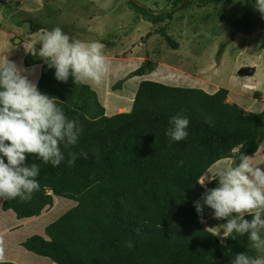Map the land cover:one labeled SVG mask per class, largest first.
Wrapping results in <instances>:
<instances>
[{
	"label": "trees",
	"instance_id": "1",
	"mask_svg": "<svg viewBox=\"0 0 264 264\" xmlns=\"http://www.w3.org/2000/svg\"><path fill=\"white\" fill-rule=\"evenodd\" d=\"M128 4L138 6L132 0ZM169 5V11L139 9L142 19L157 27L154 33L165 47L177 51L179 44L167 31L174 15L191 4L166 0ZM22 24L31 35L56 27L30 18L18 26ZM150 37L151 33L145 35ZM23 64L40 66V90L56 97L68 118L83 129L78 144L64 150L66 159L60 166L29 158V165L36 163L41 169L40 190L31 201L0 199V213L17 221L39 218L53 207L54 198L71 202L44 224L42 235L22 242L24 250L46 264H231L237 253L258 255L246 235L219 241L202 226L193 201L204 191L197 178L213 165L234 163L241 153H257L264 143V110L244 114L226 103L229 91L223 88L207 94L144 81L129 112L107 117L88 86L74 84L71 78L57 81L55 70L30 53ZM154 69L144 64L131 76L142 77ZM119 87L116 84L113 91ZM178 113L189 118V136L170 143L165 130ZM208 118L211 125L205 122ZM81 151L87 158L69 166L68 153ZM207 186L215 187L216 182ZM211 216L205 207V220ZM126 241L134 247L127 248Z\"/></svg>",
	"mask_w": 264,
	"mask_h": 264
},
{
	"label": "rangeland",
	"instance_id": "2",
	"mask_svg": "<svg viewBox=\"0 0 264 264\" xmlns=\"http://www.w3.org/2000/svg\"><path fill=\"white\" fill-rule=\"evenodd\" d=\"M188 1L190 9L175 14L167 31L179 44L178 50L173 51L165 47L162 38L154 33L157 27L142 19L139 9L159 11L167 7L169 11L170 5L166 6V0H132L138 6L129 5L128 0H0V60L7 56L25 67L23 60L29 53L23 42L26 44L38 33L31 35L28 25L18 26V23L30 18L42 25L59 26L70 36L81 40L100 41L105 46L106 58L125 60L114 73H109L112 63L108 61L109 71L99 85L87 82L107 116L130 110L137 85L149 78L136 77L133 80L131 72L144 64L148 66L146 69L154 66L155 70L158 64L161 65L154 74L161 78L160 84L196 88L207 94L227 89L238 95L233 97L230 94L226 103L237 105L244 114L262 112L264 17L255 10L252 0H209L205 5H201L205 0ZM147 33H151L148 40L145 39ZM254 68V76L248 79ZM29 69L34 70L31 78L36 80L39 68ZM247 82L254 84L250 87L254 91L258 89L257 93L242 89L241 85ZM116 84L120 87L113 91ZM259 150L254 160L264 168V162L260 160L264 156V143ZM227 163L223 160L209 171L215 172ZM70 203L54 198L49 211L30 221H17L0 213V249L3 250L4 262L46 264L43 259L24 250L21 244L32 235H42L44 224L54 214L69 208ZM205 221L202 226L223 242L220 225L226 220H216L211 216ZM219 231L220 234L216 235Z\"/></svg>",
	"mask_w": 264,
	"mask_h": 264
},
{
	"label": "clouds",
	"instance_id": "3",
	"mask_svg": "<svg viewBox=\"0 0 264 264\" xmlns=\"http://www.w3.org/2000/svg\"><path fill=\"white\" fill-rule=\"evenodd\" d=\"M252 3L264 17V0ZM23 47L54 69L59 82L67 83L71 78L74 84L91 81L99 85L109 71L103 43L70 36L59 26L38 33L26 44L23 42ZM33 72L7 56L0 60V199L31 201L33 193L40 190L37 177L41 169L36 163L29 165V158L58 167L66 159L64 150L76 146L83 133L80 123L68 118L57 98L40 90L38 82L31 78ZM242 89L255 93L248 85ZM205 122L212 124L211 118ZM189 123V118L181 113L173 116L165 130L169 142L185 140L189 136ZM68 157L70 166L80 157L86 159L87 153L69 152ZM253 161L254 157L241 153L234 163L215 172L208 170L197 178L204 188L201 197L193 201L200 222H206L207 207L214 219L226 220L220 225L222 237L246 235L251 247L259 253H237L231 264H264V168ZM212 181L216 186L209 188L207 184ZM125 246L131 249L134 244L126 241ZM0 264H4L2 249Z\"/></svg>",
	"mask_w": 264,
	"mask_h": 264
},
{
	"label": "crops",
	"instance_id": "4",
	"mask_svg": "<svg viewBox=\"0 0 264 264\" xmlns=\"http://www.w3.org/2000/svg\"><path fill=\"white\" fill-rule=\"evenodd\" d=\"M108 60L107 61H109V63H112L111 64V67L113 68H111V70L109 71V73H114V70H118L119 68V64L120 63H125V60L124 61H121L120 59H110V58H107ZM129 63V62H128ZM131 63V62H130ZM135 64H136V62H134ZM123 64H120V65H123ZM113 65V66H112ZM129 64H127V66H128ZM134 65V64H133ZM130 66V65H129ZM158 68L156 69V70H154V72L151 74L152 76H145V77H149L148 78V80H150V79H152V80H150V81H154V82H158V83H160L159 82V79H161L159 76H157V75H154V74H157V70L161 67V65L160 64H158ZM35 67H38L39 69V73H38V78L36 79V81L38 82V79H39V76H40V66H35ZM31 68H33V67H31ZM129 68H127V69H125V70H128ZM253 70V72L252 73H250V76L251 77H248V79H250V78H252L253 76H254V74H255V71H256V68H254V69H252ZM112 71V72H111ZM130 71H133V70H130ZM244 76H246V75H244ZM145 77H142V78H145ZM135 78H133V80H134ZM139 79H141V78H139ZM133 80H132V82H133ZM87 83V82H86ZM140 83V82H139ZM251 84H253V83H251V82H247V83H244V84H242L241 85V87L242 86H246V85H248V86H250ZM84 85H86V86H88L89 88H91L89 85H88V83L87 84H84ZM254 85V84H253ZM255 87H256V85H255ZM256 89H257V87H256ZM244 90V89H243ZM258 90V89H257ZM257 90H255V92L257 91ZM233 93H234V95H233ZM230 94H231V96H233V97H236L237 95H238V93L237 92H231V91H229V94H228V96H230ZM113 97L115 98V96L113 95ZM239 97V96H238ZM134 98V97H133ZM109 100V99H108ZM102 107V106H101ZM103 108V107H102ZM104 109V108H103ZM105 112V111H104ZM107 112V111H106ZM127 112H129V111H127ZM116 114H121V113H115V114H111V115H105V116H107V117H111V116H113V115H116ZM260 152V150H258L257 151V153H259ZM255 154V155H253V156H251V157H254V159H255V157H257L256 155H258V154ZM262 156V155H261ZM262 162H264V156H262V158L260 159ZM254 163H256V161L254 160ZM227 165H228V163H227Z\"/></svg>",
	"mask_w": 264,
	"mask_h": 264
}]
</instances>
